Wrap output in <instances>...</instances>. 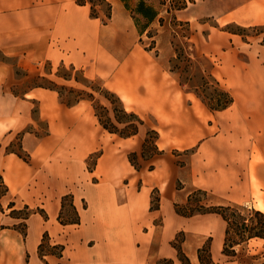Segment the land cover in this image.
Returning a JSON list of instances; mask_svg holds the SVG:
<instances>
[{"label":"crops","instance_id":"obj_1","mask_svg":"<svg viewBox=\"0 0 264 264\" xmlns=\"http://www.w3.org/2000/svg\"><path fill=\"white\" fill-rule=\"evenodd\" d=\"M109 1L112 16L105 23L91 16L89 4L77 0H0V53L16 59L14 64L0 59V264H158L163 258L182 264L173 245L179 228L197 226L212 233L215 249L225 238L227 224L219 213L177 212L176 203H184L190 194L188 184L168 185L150 176V170L135 168L131 151L145 160L139 130L130 136L109 131L88 99L69 106L55 89L32 85L15 90L23 80L16 69L27 78L48 62L72 65L109 81L125 108L137 114L180 103V94L167 92L165 78L152 71L159 69L146 59L148 49L134 45L129 50L128 45L120 54L103 44V31L118 32L123 19L134 25L122 0ZM193 4L195 9L185 18L202 52L209 58L221 57L225 69L244 66L242 59L233 57L248 40L229 26L261 27L254 38L264 36V0H193ZM187 8L178 10L177 17ZM203 13L215 23L199 21ZM255 63L264 68V56ZM257 79L263 84L262 76ZM237 93L230 106L215 111L220 126L236 125V132L222 140L218 134L204 140L196 153L202 158L199 163L217 165L218 171L193 181V186L222 188L241 179L236 191L245 190L240 173L223 164L251 161L255 147L264 157V92ZM133 99L141 102L133 104ZM40 125L45 126L42 131ZM17 137L28 160L7 149ZM218 140L222 145L211 151L210 144ZM226 146L232 152L225 154ZM93 155L96 160L89 168ZM155 186L160 204L152 208ZM67 195L70 203L63 202ZM54 246L60 247L59 253ZM190 261L200 264L197 254L195 262Z\"/></svg>","mask_w":264,"mask_h":264},{"label":"rangeland","instance_id":"obj_2","mask_svg":"<svg viewBox=\"0 0 264 264\" xmlns=\"http://www.w3.org/2000/svg\"><path fill=\"white\" fill-rule=\"evenodd\" d=\"M136 1L137 0H131V4L134 5ZM161 1L164 0H149L150 3L161 8L160 16L164 18V24L160 23L159 16L149 25L147 30L141 34L138 28L136 30L135 20L131 17L135 26L132 24H130V26L127 25L125 19H123L118 25V32L113 30H108V32L103 31V44H105L109 50H117L120 54L122 53L123 46L130 45L127 49H131L134 45L146 49L147 47L153 46L152 49H149V54L145 56L147 60L153 62L159 69H153L152 71H156L157 74L165 78L167 92H169L170 89L172 93H176V95L180 94V103L178 104H171L167 109L162 111L142 112L144 114H138L143 120V124L139 125V133L143 138V144L145 142V144H147L145 149L147 148L146 153L149 157L143 160L138 156L136 161L144 168L145 173L150 170V176L161 179L165 184L169 185L170 183H176L178 188L188 184V191H190V193L194 191L190 203L195 208H199V204H204L206 206L240 204L245 205L247 209L255 207L256 209L260 208L264 210V157L259 147L254 148L251 161L247 158L245 163L223 164L224 167L227 169L229 168L230 171L235 170L237 173H240V178H244L242 180H244L246 184L245 190L237 192L239 191L240 186L238 185L241 179H237L235 183H231L230 186L222 188L204 186L201 188L204 191H195L200 187L193 186L192 183L201 177L212 176L215 171H218L217 165L208 164L204 166V163H199L202 158H197L196 153L203 141L206 139H213L217 134L220 136L219 139L222 140L228 136L227 134L236 132V125L234 126L235 128L229 125H223V127H221L218 122L219 116H216L217 113L215 110L209 108L191 89L197 88V85L203 81L201 73L208 74V71L212 70L221 85L229 90L232 95L235 94L237 96L239 89L243 90V92L256 90L264 92V80L261 85L257 81L259 76L264 78V68L261 69L255 63L257 58L264 56V36L254 38L258 35L257 32L261 30V27L243 28L236 24H231L229 26L230 30L245 34L243 38H247L248 43L243 46L241 51L236 53L238 57H233L234 59H242L244 61V66L234 69H225L220 61L221 57L209 58V56L202 52L198 45L199 41L195 38V31L194 28L191 27V24L190 27L187 26V24L181 25L180 27H176V30L172 28L169 24L171 14L167 11L170 4L169 0H165V5H161ZM195 7L193 0H188V8L178 12V19L184 22L189 21L190 23V20L186 19L185 15L195 9ZM202 15L203 16L198 19L199 21L209 19L211 24L215 23V21L211 19L212 17L206 16L204 13ZM100 17L101 21L105 22V16L101 14ZM109 19H107L105 23H108ZM195 23H198V21L195 20ZM186 27H189L190 30L186 29ZM205 34H207L206 31ZM190 44H192V46ZM182 47L184 50L180 51ZM176 48H179L178 52H176ZM179 52H182V57L177 59L176 55H178ZM2 58L13 64L16 63L15 58H5L0 53V59ZM211 63L213 64L212 68ZM42 68V73L37 72L35 75L32 74L27 78H25L23 70L16 69L17 77L23 80L21 83L15 85V90L19 92L23 91L35 83L51 84L62 90L65 99H75L76 97L83 95L88 96L89 93H93L95 102L91 101L90 103H92V105L93 103H100L102 105L108 104L106 98L99 92L102 87L111 90L106 83H109V81H105V79L97 77L89 71L85 73L84 69L76 68L72 65L53 66L51 63L44 62ZM172 68H175L176 71H171ZM158 71L160 72L158 73ZM39 74L40 76H37ZM31 77H33V79H31ZM210 84L214 85L213 81H210ZM258 85H260L262 89H258L260 88ZM249 87H252V89L250 90ZM197 89L204 95L205 92L201 91V87ZM209 89V91H212L213 88ZM140 102V100L133 99V104L139 105ZM125 104L128 107V103L125 102ZM37 107V104H35V112L38 110ZM40 126V131H42V128L45 126ZM120 126L123 127L122 125ZM154 141L156 144L158 143L157 146L160 153H156ZM219 145H222L220 140L211 143V151L215 149V146ZM227 146H229V143ZM227 146L224 150L225 154L233 150L231 148V150H228ZM7 149L16 150L23 156L27 155L18 145V137ZM153 153H156V158L153 156ZM95 160L96 156L93 155L89 157V168L93 166ZM151 166L155 169H151ZM256 170L258 171L257 174ZM66 202L70 203L71 200L69 199ZM186 203L187 201L184 203L179 202L181 205ZM158 204H160V191L158 187L155 186L151 195V207L155 208ZM247 209L241 210V214L251 217ZM159 224L162 223L160 222ZM175 239H177L176 242L178 246H180L183 252L188 257L190 256L191 258H189L194 262L196 254L198 255V249L210 246L212 259L214 261L213 264H264V238L261 237H251L247 241L235 245V255L225 254L223 252L225 238L219 249H215V247H213L212 233L201 231L197 226L179 228ZM156 245L157 242L153 243L152 250L156 248ZM192 254H194V258L191 256ZM160 260L157 261L158 264H166L160 262Z\"/></svg>","mask_w":264,"mask_h":264},{"label":"trees","instance_id":"obj_3","mask_svg":"<svg viewBox=\"0 0 264 264\" xmlns=\"http://www.w3.org/2000/svg\"><path fill=\"white\" fill-rule=\"evenodd\" d=\"M80 4H89L91 9V16L92 17H100L101 14L105 16L106 20L111 18L112 16V4L109 0H77ZM125 3L127 9H129L132 13V17L135 20V24L142 34L149 25L156 20L161 13V8L156 7L153 3H150L149 0H137L134 5L131 4V0H122ZM166 1H161V5H165ZM169 6L167 11L171 14L169 24L172 26L174 30L176 27H180L181 25H186L190 27L189 21H182L178 19L176 15V11L184 9L188 6V0H169ZM159 21L161 24H164V18L159 17ZM186 27V29H189ZM150 35V34H149ZM192 46V44H190ZM153 46L147 47V49H152ZM179 48H176V52H178ZM184 50L183 47L180 51ZM177 59L182 57V52L178 53ZM211 62V61H210ZM178 66V65H176ZM213 64L211 63V68ZM171 71H176L175 68H172ZM204 72V71H203ZM40 76V75H37ZM35 77V76H33ZM31 77V79H33ZM202 82L197 85V88L201 87V91L205 92L204 95L197 89L192 88L191 90L194 91L197 96H199L209 108L213 110H223L230 106L233 103L234 97L231 92L225 89L219 80L215 77L212 70L208 71V74L201 73ZM210 81H213L214 85L210 84ZM33 86H44L51 89H55L59 92L62 102L71 106L76 104L81 99H88L92 102H95V96L93 93H89V95H83L76 97L75 99H65L63 96V92L61 89L49 84L43 83H35ZM209 88H213L212 91H209ZM108 101V104L102 105L100 103H93V108L95 110V114L97 115L100 123L109 131L116 132L121 136H130L135 134L139 130V125L143 124V120L141 117L135 113L134 111H128L124 103L119 95L114 91L106 87H102L100 92ZM104 111V112H102ZM122 125L123 127H121ZM155 132V131H154ZM157 133V132H155ZM146 143V142H145ZM143 144L141 156L146 159L149 156L147 155V148L145 146L147 144ZM154 148L156 153H160L156 142L154 141ZM153 153V156L156 154ZM21 157L25 160H28L27 155L23 156L18 153ZM152 155V154H151ZM134 157V158H133ZM138 157L137 152L129 153V158L135 168L140 169L141 166L137 163L136 159ZM153 168V166H151ZM195 191H204L201 188H198ZM194 192V191H193ZM191 192L188 196L187 203L181 205L176 203V210L178 213L185 215V216H192L198 213H207V212H217L221 214V216L227 222L226 226V236L224 242V249L223 252L225 254H236V249L234 248L235 245L241 244L247 241L251 237H261L264 238V211L261 209H256L252 207L247 209L245 205L240 204H230V205H211L206 206L204 204H199V208H195L191 205ZM70 195L64 197L63 202L66 203V200L70 199ZM159 205V204H158ZM247 209L251 214V217H247V215L241 214V210ZM75 221H78L76 218ZM180 233V232H179ZM177 239H174L173 245L176 247L178 251V257L181 260L182 264H192L189 257L183 252L180 246H178ZM54 251L59 253V246H54ZM44 244L40 245V253L43 255ZM198 258L200 264H213L214 261L212 259L211 248L209 247H202L198 249ZM160 262L166 264H173L172 259L163 258ZM157 264V263H156Z\"/></svg>","mask_w":264,"mask_h":264}]
</instances>
